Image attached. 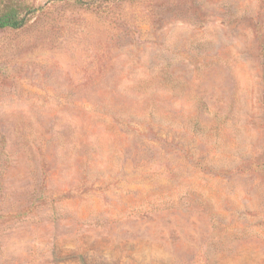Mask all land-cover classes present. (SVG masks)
I'll use <instances>...</instances> for the list:
<instances>
[{
	"label": "rangeland",
	"instance_id": "1",
	"mask_svg": "<svg viewBox=\"0 0 264 264\" xmlns=\"http://www.w3.org/2000/svg\"><path fill=\"white\" fill-rule=\"evenodd\" d=\"M16 1L0 264H264V0Z\"/></svg>",
	"mask_w": 264,
	"mask_h": 264
},
{
	"label": "trees",
	"instance_id": "2",
	"mask_svg": "<svg viewBox=\"0 0 264 264\" xmlns=\"http://www.w3.org/2000/svg\"><path fill=\"white\" fill-rule=\"evenodd\" d=\"M38 9V7L22 4L16 0H0V30L23 27ZM257 166L264 168V161Z\"/></svg>",
	"mask_w": 264,
	"mask_h": 264
}]
</instances>
